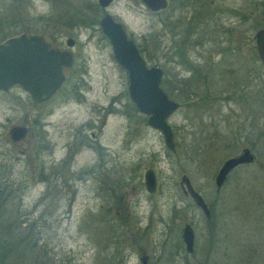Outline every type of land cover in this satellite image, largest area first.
<instances>
[{
    "label": "rangeland",
    "instance_id": "obj_1",
    "mask_svg": "<svg viewBox=\"0 0 264 264\" xmlns=\"http://www.w3.org/2000/svg\"><path fill=\"white\" fill-rule=\"evenodd\" d=\"M200 1L195 35L212 37L221 17V46L203 41L185 58L172 50L171 30L185 29L188 11L159 20L118 1L130 37L181 104L169 118L171 151L130 100L127 72L96 27L58 32L61 0H0V38L47 31L63 48L75 39V62L50 101L34 103L19 87L0 92V238L13 246L15 264H142L143 254L147 264H264V65L254 38L264 0ZM13 125L28 128L22 140L10 138ZM243 147L255 162L217 191L218 168ZM149 168L154 193L144 185ZM182 174L209 218L182 193ZM185 223L195 236L191 254L180 237Z\"/></svg>",
    "mask_w": 264,
    "mask_h": 264
},
{
    "label": "water",
    "instance_id": "obj_2",
    "mask_svg": "<svg viewBox=\"0 0 264 264\" xmlns=\"http://www.w3.org/2000/svg\"><path fill=\"white\" fill-rule=\"evenodd\" d=\"M111 0H101L108 4ZM152 10L163 8L167 0H142ZM101 29L110 42L116 62L127 72V91L137 110L147 117L149 127L158 130L164 138L165 145L171 151L175 149L174 138L169 118L178 109L179 103L164 92L161 87L163 71L159 66H150L145 61L138 47L124 31L120 22L105 15L101 19ZM255 46L261 63L264 65V28L254 34ZM65 44L72 47L73 38H67ZM73 53L61 47L59 41L50 32L20 31L0 40V92L14 87L23 89L34 103L48 101L63 86L67 71L73 65ZM25 125H13L9 135L13 141L22 140L27 134ZM255 154L243 148L238 154L226 159L219 167L214 184L217 191L227 178L229 172L244 163H253ZM182 193L192 199L206 217L210 210L203 196L192 185L186 174L180 176ZM144 185L148 193L157 188L156 175L149 168L144 173ZM181 238L185 250L194 248V231L189 223L181 227ZM145 256H142L143 261Z\"/></svg>",
    "mask_w": 264,
    "mask_h": 264
},
{
    "label": "flooded vegetation",
    "instance_id": "obj_3",
    "mask_svg": "<svg viewBox=\"0 0 264 264\" xmlns=\"http://www.w3.org/2000/svg\"><path fill=\"white\" fill-rule=\"evenodd\" d=\"M118 1H120V0H111L108 4L103 5L102 2H101V0H85L84 2L80 3L79 6H76L75 3H73L71 0H61V5H63V9L61 10L60 16H59L60 19H61V21H60L61 27L58 30V32L63 33V34H67V35H78V34H80L82 28L96 27L104 35V33H103L102 29H101V19L105 15H109L114 20H116V21H118V22L121 23V25H122L124 31L126 32L127 36L130 39H132L130 37V35H129L128 28L126 27V25H124V23L122 21V12H120L121 11V7H120ZM198 1H200V0H171V1L170 0H167V4H166L165 7H163V8H157L155 10H152L149 7H147L146 4L142 0H125L124 7L125 8H130V9H137V11H142V12H145L147 10L149 12V14H151L152 16H154L155 18H157L159 20H162V18H164V17L166 18L169 15L171 17H172V15L176 17V14L178 13V10H181L180 15H182V10L183 9H185L186 11H188L190 13V15H191V17H190L191 19H189V22L187 23L185 29L179 30L177 28L178 27V24H174L172 26V30H171V35H172V46H171V48H172V50L175 51V53H177L178 55L180 54V56L182 58H185L186 57V55H185V53H186L185 52V49H187L188 47H193L194 45H202L203 41L204 42L211 41V39H212L215 42L219 43V46H221V17H220L219 23H218L219 28L216 30V32H213V36L212 37L202 38V36H201L200 33L197 36L195 35V31H194L195 21H194L193 13H195L194 11H196L198 9V7H199L198 6ZM209 7H210V3H207V4H204L201 9H203V10L206 11V10H209ZM185 10H183V11H185ZM219 12L221 13V5H220V11ZM137 13H140V12H137ZM93 33H94V31L91 32V34H93ZM197 34H198V32H197ZM215 35H218L217 39L214 37ZM69 37L70 38H73L72 36H68L67 38H69ZM106 39H107V37H106ZM73 40H74V44H73V46H74L75 45V39L73 38ZM133 42L135 43L134 40H133ZM136 46L138 47L139 51L142 49V48L139 47V45L136 44ZM69 48H71V47H68V49ZM64 49H67V48H64ZM142 56L144 57V54H142ZM73 57H74V61H73V63H74L75 62V56H74V54H73ZM144 59H145V57H144ZM191 67H193L195 69L196 75L203 74L204 75V79L205 78H208V75L204 71V69H202L204 71V73H203V71L201 69L194 67L192 64H190V67L189 68H191ZM210 71L211 70L209 69L208 70V73ZM163 75H164V72H163ZM163 75H162V80H163ZM193 77H195V76H193ZM162 80H161V87H162ZM65 82H64L63 86L65 85ZM63 86L61 87L60 90H62ZM58 92H56L48 101H50ZM48 101H46V102H44L42 104H45ZM180 107H181V104L179 103V107H178L177 110H179ZM172 133H173V129H172ZM173 138H174V133H173ZM174 144H175V142H174ZM243 148H245V147H243ZM238 153H236V154H238ZM236 154H234L232 156H235ZM232 156H230V157H232ZM230 157H228V158H230ZM228 158H226V159H228ZM223 162H222V164H223ZM250 164H252V163H244V164H240V165L234 167L229 172V174L227 175V178L224 181V183L221 186V188L225 185V183L227 182L228 178L230 177V175L232 173H234V171H236L238 168H241V167H244V166H247V165H250ZM179 186H180V182H179ZM180 189H181V186H180ZM209 210H210V207H209ZM210 215H211V210H210V213H209V216L208 217H206L205 215L204 216L206 218H209ZM180 237H181V231H180ZM181 240H182V238H181ZM182 242H183V240H182ZM184 248H185V244H184ZM194 250H195V240H194V248H193V251L192 252H187L186 250L185 251L187 253H190L191 254V253H194ZM142 256H145L146 257L144 261L142 259ZM147 259H148V256L147 255H145V254L140 255V261H141L142 264H147Z\"/></svg>",
    "mask_w": 264,
    "mask_h": 264
},
{
    "label": "trees",
    "instance_id": "obj_4",
    "mask_svg": "<svg viewBox=\"0 0 264 264\" xmlns=\"http://www.w3.org/2000/svg\"><path fill=\"white\" fill-rule=\"evenodd\" d=\"M11 34H13V33H9V34L5 33L1 37L4 38V37L9 36ZM2 38H0V39H2ZM140 52L142 54H144L143 49H141ZM1 187L3 188V186H0V188ZM1 228H2V232H4L5 228L2 227V225H1L0 231H1ZM6 242L7 241L0 238V264H15V260H13V254H12V252L13 251L15 252V250L13 249L12 245L7 244ZM30 248H31V246H30Z\"/></svg>",
    "mask_w": 264,
    "mask_h": 264
}]
</instances>
